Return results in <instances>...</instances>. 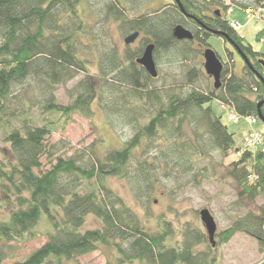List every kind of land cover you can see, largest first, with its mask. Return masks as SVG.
Returning a JSON list of instances; mask_svg holds the SVG:
<instances>
[{
    "label": "trees",
    "instance_id": "1",
    "mask_svg": "<svg viewBox=\"0 0 264 264\" xmlns=\"http://www.w3.org/2000/svg\"><path fill=\"white\" fill-rule=\"evenodd\" d=\"M180 1L187 13L207 27L194 28L197 38L210 44V30L221 21L235 48L244 54L242 72L237 74L229 53L231 63L225 61L218 88L214 85L208 91L193 87L176 92L150 87L148 81L155 77L136 61L143 48L128 52L125 64L120 49L113 47L98 58L97 77L91 75L88 60L76 46L82 36L90 35L89 24L79 12L81 6L88 10L89 0H0V120L8 118V100L14 89L30 78H39L54 88L83 71L87 76L80 81L74 101L65 106L52 95L38 105L40 114H58L65 117V122L75 112L91 116L92 100L106 90L115 97L112 103L122 98L119 102L128 111L124 116L134 127L127 141L101 156L94 152L95 156L87 158V151H77L63 157L56 156L55 145L48 143L57 127L52 118L44 116L40 124L29 117V100V104L23 102L21 113H11L25 117L19 118L22 127H4L6 134L3 145L0 143V211L4 214L0 215V264H65L67 259L100 248L107 252L109 262L117 264L219 263L217 256L197 249L209 241L208 234L189 225L178 233L165 220L159 221L158 230L153 229L107 185L111 176L126 179L138 199L149 200L158 171L166 170L167 175L171 171L196 174L195 164L202 156L213 150L227 153L235 147L234 133L213 107L214 100L221 107L245 117L255 116L259 121V111L264 114V104L259 107L264 100V81L257 75L264 78V52L246 42L226 15L230 7L246 9L264 5V0ZM122 8L120 0L113 4L118 20L125 15ZM182 13L179 7L172 8L139 24L153 36L157 57L163 52L174 59L192 58V40L173 35V26L181 22ZM262 37L264 29L257 33L258 40ZM196 71L192 68L187 72L191 84ZM75 93L72 89L71 96ZM15 98L24 100L22 94ZM153 146L158 151H150ZM237 152L241 153L226 174L237 185L238 203L248 200L251 207L222 232L221 240L228 242L242 232L255 238L264 250V202H257L264 194V151L237 148ZM44 157L49 159L48 166ZM198 173H204V169ZM253 173L258 177L250 183ZM44 215L48 223L46 241L24 259H18L14 244L35 237ZM89 215H94L97 225L95 222V226L87 227Z\"/></svg>",
    "mask_w": 264,
    "mask_h": 264
},
{
    "label": "rangeland",
    "instance_id": "2",
    "mask_svg": "<svg viewBox=\"0 0 264 264\" xmlns=\"http://www.w3.org/2000/svg\"><path fill=\"white\" fill-rule=\"evenodd\" d=\"M167 1L158 0L159 3ZM116 3L117 0H89L87 5L89 11L83 6L81 8L84 12L79 8L82 19L86 24H89L90 35L82 36L81 41L77 40L76 46L81 56L88 60L89 72L94 76L99 72L97 62L100 55L109 52L113 47H118L121 50L126 45L124 41L126 34H124L123 28L116 18L118 16L117 11L113 9V4ZM128 3L133 11L139 7L137 0H129ZM227 19L238 21L241 25L238 32L246 37V42L252 44L256 50L264 52V42L257 39L259 30L264 29V21L262 23L255 18H249L241 7H235L233 13L227 15ZM209 43L224 61L231 63L229 53H232L235 73L240 74L242 72L244 59L232 43L225 42L223 37L217 34L209 38ZM201 50L194 45L195 52L192 58L187 60L174 59L173 56L161 52L158 56L160 62L159 76L149 80V86L157 87L158 90L163 91L172 89L176 92H186L193 87L204 91L213 88L214 78L212 79L205 71L204 56ZM192 68H196L197 71L191 84L187 78V72ZM86 76V72L80 71L66 84L54 88L50 87L46 81L43 82L39 78L33 77L25 81L19 88H15L11 99L8 100L10 103L6 112L8 118L6 121L0 120L1 145H3L2 139L6 134L5 128L10 127V125L22 127L23 124L20 119L25 115L17 116L11 113H21L24 107L23 102L29 100V117H34L37 123L42 124V117L47 116L57 123V127L48 139L50 146L55 145L56 156L66 157L77 153V151H87V158H91V156H95V153L101 156L109 149L120 147L134 134V127L128 123V116H124L128 111L126 106H123V109L121 102H119L122 101V98L116 99L119 100L118 103H116L117 101L112 103L115 97H112L110 92L106 90L103 95L97 94L96 98L92 100L91 107L94 112L91 116H84L80 112H75L65 122V117L61 115L46 113L43 116L38 110V105L46 102L52 95L55 100L65 106L73 102L77 95L79 83L84 81ZM72 89H74V93L77 90L74 97L71 96ZM17 94H22L24 100L15 98ZM212 103L215 110L222 116V121L234 133L235 147L227 153L213 150L210 155L202 156L195 164L197 166L196 174H178L171 171L167 175L166 170L158 171L149 200L138 199L131 188L132 184L126 179L111 176L107 178V185L115 193L122 196L156 230L159 228V221L165 220L168 222L167 225L178 233L189 225L207 235V230L201 221L200 211L208 208L218 223L215 236L216 245L212 247L210 241H207L206 244H201L197 249L206 250L217 256L218 264H259L264 260V250L260 248L255 238L240 232L228 242H223L221 235L238 215L245 212L247 207H251L248 200H245L244 204L238 203V188L234 180L226 174L227 168L235 158L239 157L240 153L237 152V148H244V134L251 127L257 128L264 134V122L259 121L252 125L245 117H242L240 122L231 121L229 108L221 107L218 100H214ZM1 124L3 125L1 126ZM164 142L159 141V144ZM154 150L158 151L157 147L153 146L150 149V151ZM43 162L45 166L49 165L48 158L44 157ZM163 168L165 166H162ZM199 169H204V173H198ZM257 202L260 204L264 202V194L257 198ZM0 215L4 216L1 211ZM95 222L97 225L94 215H89L87 227L93 226ZM47 224L44 215L37 226L38 232L35 237L14 244L17 248L18 259H24L31 251L46 241L47 236L44 232ZM107 255L105 249L100 248L73 259H67L65 264H117L116 262H109Z\"/></svg>",
    "mask_w": 264,
    "mask_h": 264
},
{
    "label": "flooded vegetation",
    "instance_id": "3",
    "mask_svg": "<svg viewBox=\"0 0 264 264\" xmlns=\"http://www.w3.org/2000/svg\"><path fill=\"white\" fill-rule=\"evenodd\" d=\"M128 1L129 0H120V3L123 7L122 11L125 13V15L121 17V19L119 20V24L122 26L124 34H126L125 38L128 35L135 33V32H139V36L136 38L135 41H133L129 44H127L125 42L126 45H124L123 49L120 50L122 60L124 61L125 64L128 63L127 57H126L128 52L133 54L134 52H138L140 48L141 49L143 48L142 52L138 56H136V59H137L138 57H141L143 55L145 48L149 44L153 43L155 45L153 57H154V60H155V63H156L157 69H158V74H159V63L160 62H159L158 57L155 53V49H156L155 40H154L152 35L146 34L145 31H143L142 29L139 28L141 26L139 24L142 23L143 19L144 20H150V19L154 18L155 16H157L159 13L162 14V13H165L166 11H169L172 8L179 7V9H181L183 12L182 13L183 19L181 20V22H177L174 24L173 35H174V28L178 24H181L184 27L191 30L193 35H194V28L196 29V27H199V29H202L204 27L203 24H200L199 22H197V17L194 18L190 15V13L186 12V10L183 6V3H181L180 0L179 1L178 0H168L165 3H159L158 0H155V1L154 0H137L139 7L141 6V8L138 7L134 11L132 9H130ZM211 16H212V14H211ZM206 28L207 27H204V30H206ZM210 31L212 32V35H214L216 33H213V31H225V30L223 28V24L220 21V24L218 23L217 27H215V29H211ZM217 35L223 37L225 42H228L227 39L224 38V36H222V34L221 35L217 34ZM125 38H124V41H125ZM180 40H185V39H180ZM190 40H192L193 46L196 45L198 49H202L201 51L203 52V56H204V51L207 48L211 47L215 50V48L211 44H206V43L202 42L195 35H194L193 39H190ZM217 54H218V52H217ZM218 56H220V55L218 54ZM220 58L222 59L221 56H220ZM204 62H205V57H204ZM224 63H225V61H224ZM138 64H140V63H138ZM141 66H143V65H141ZM210 77L212 79L214 78L213 76H210Z\"/></svg>",
    "mask_w": 264,
    "mask_h": 264
},
{
    "label": "water",
    "instance_id": "4",
    "mask_svg": "<svg viewBox=\"0 0 264 264\" xmlns=\"http://www.w3.org/2000/svg\"><path fill=\"white\" fill-rule=\"evenodd\" d=\"M218 13L220 12L218 11ZM138 36H139V32L132 33L125 38V42L129 44L135 41ZM174 36L177 37L178 39H193L194 37L192 31L181 24L175 26ZM154 48L155 45L153 43L149 44L145 48L143 55L137 58V62L143 65L152 77H157L158 69L153 57ZM237 49L244 58V54H242V52L239 50L238 47ZM204 57H205V62H204L205 71L208 75L214 77V85L216 88H218L221 84L222 72L224 69V61L218 56L217 52L211 47L207 48L204 51ZM257 75L260 79L264 81V78L261 75L259 74ZM263 104H264V100H262L259 103V107H261ZM258 116L261 119V121L264 122V114L262 113V111H259ZM200 217H201V221L203 222L207 230L209 241L212 243L213 246H215L216 245L215 236L217 234V229H218V223L216 221L215 216L211 213V211L208 208H204L200 211Z\"/></svg>",
    "mask_w": 264,
    "mask_h": 264
},
{
    "label": "built area",
    "instance_id": "5",
    "mask_svg": "<svg viewBox=\"0 0 264 264\" xmlns=\"http://www.w3.org/2000/svg\"><path fill=\"white\" fill-rule=\"evenodd\" d=\"M232 10H233V7H230L229 12H231ZM246 12L251 14V15L260 16L264 12V5L259 4L255 7L246 8ZM237 26L241 27L240 24H237ZM225 108H229V107L225 106ZM229 110H230L229 119L231 121L240 122L241 118L245 117V116L238 114L234 109L229 108ZM245 118L248 119L253 124L254 122H256L257 117L248 116ZM243 144H244V148H242L243 150L244 149L259 148V147L262 148V150H264V139L262 136V131L251 127L246 132V134L243 136ZM252 177H253V175H252Z\"/></svg>",
    "mask_w": 264,
    "mask_h": 264
},
{
    "label": "bare ground",
    "instance_id": "6",
    "mask_svg": "<svg viewBox=\"0 0 264 264\" xmlns=\"http://www.w3.org/2000/svg\"><path fill=\"white\" fill-rule=\"evenodd\" d=\"M229 10H230V8L226 11V15H229V14H232L233 13V11H234V9L231 11V12H229ZM244 11H245V13L247 14V16L249 17V18H255V19H257V20H260L262 23H263V21H264V12L260 15V16H257V15H251V14H249V13H247L246 12V9H244ZM237 24H240L238 21H231V25L236 29V30H239V28L240 27H238L237 26ZM260 30H262V29H260ZM221 32H223V33H221ZM213 33H216V34H222V36H224V38H226L227 39V41L228 42H230V43H232V45L233 46H235L234 44H233V42H232V40H231V38H230V36H229V34L226 32V31H213ZM261 41H263L264 42V37H262V40ZM260 119V118H259ZM260 121H261V119H260ZM259 122V120H258V118H256V122H254L252 125H254V124H256V123H258ZM254 128V127H253ZM255 129H257V128H255ZM246 134V133H245ZM244 134V135H245ZM262 136H263V139H264V134H263V132H262ZM251 150H253V151H257V150H262V148H253V149H251ZM262 151H264V150H262ZM253 177L256 179L257 177H258V175L256 174V173H253ZM252 176H249V181H250V183H253L255 180H254V178H253Z\"/></svg>",
    "mask_w": 264,
    "mask_h": 264
}]
</instances>
